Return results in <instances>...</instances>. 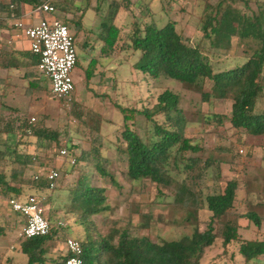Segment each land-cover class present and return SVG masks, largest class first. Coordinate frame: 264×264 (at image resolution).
Returning a JSON list of instances; mask_svg holds the SVG:
<instances>
[{
	"label": "trees",
	"instance_id": "16d2710c",
	"mask_svg": "<svg viewBox=\"0 0 264 264\" xmlns=\"http://www.w3.org/2000/svg\"><path fill=\"white\" fill-rule=\"evenodd\" d=\"M45 1L47 0H10L9 4L1 1L0 9L17 16L22 3L36 7ZM202 1V13L198 17L202 23L201 39L198 44L192 45L183 31L177 28L175 20H169L164 26H158L154 21L147 23L145 14L150 3H136L138 11L132 13L129 10L130 0H112L116 16L124 8L136 20L134 34L127 29L124 31L127 38L123 47L140 51V58L134 64L140 76L137 81L144 76L146 80H150L148 82L155 83L164 77L197 92L202 102L211 104L217 99L231 100L229 113H203L201 120L215 128L230 123L231 129L239 135L264 136V108H258V101L264 97V1H256L255 9L251 6V0H217L215 3L211 0ZM167 2L169 0L163 3L164 7ZM143 4L144 8H141ZM168 8L174 10L171 5ZM138 15L140 18L137 19ZM114 18H109V23L106 20L103 23L104 46L110 52L117 49L120 34L123 33V29L115 25ZM34 55L33 64L38 65L40 56ZM78 63L79 59L75 66ZM97 64V60H92L87 66L82 80L87 85L95 77ZM75 90L74 86L69 95L59 100L73 102L72 94ZM149 104L142 105L140 109L116 106L123 114L122 123L117 125L121 129L120 134L117 128L108 134L103 133L102 120L116 121L101 119L100 122L87 126L88 132L82 131V138H88V145L85 146L68 144L71 138L67 128L49 127L46 124L48 115L39 119L22 117L19 108L0 101V134H5L7 139L5 147L0 149V199H6L9 204L11 199L22 200L33 194L41 197L43 204L48 206L49 233L33 237L21 233V249L28 257L27 264H41L45 261L44 255L50 244L56 241L66 243L68 238L81 243L84 264H203L207 249L218 238L222 240L225 251L234 242L239 244L242 264H261L264 238L258 235L254 239H243L240 229L241 220L245 218L247 226L254 224L259 230L264 222V215L252 210L238 214L234 219L229 218L240 191H245L248 196L251 190L244 187L246 181L235 177L228 180L224 188L217 184L216 191L204 195L198 178H205V171L197 176L195 170L199 166L201 170L204 169L213 160H203L199 155L204 150L202 143L187 136L186 127L191 119H188L181 106V95L166 87ZM14 113L19 118L7 116ZM141 117L144 118L143 123L138 120ZM130 121L133 125L129 124ZM141 128H144V134L140 132ZM112 134L116 138L115 143ZM63 135L66 139L64 145ZM12 136L14 139H11ZM240 139L241 137L238 140L241 141ZM8 140H12V144ZM32 146L35 147L33 151ZM56 146L60 147V154L68 146L72 155L80 151L77 159L87 167L78 172L75 187L70 189V203L65 206V218L58 221L51 218L49 208L52 193L59 184L51 188V179L43 172L34 178L24 177L30 166L45 164L40 161L37 153L39 150L49 151ZM220 150L233 151L226 147ZM118 152L126 157L127 176L132 182L148 179L157 186L160 193L164 189L175 187V200L178 204L192 209L194 215L202 209L210 212L206 228L197 226L192 234L162 242H155L145 235H133L130 228L114 229L106 235L97 232L94 217L105 214L111 206L107 189L102 185H95L93 180L95 173L99 172L115 182L109 171L112 160L108 156ZM8 155L12 163L9 175L6 170ZM67 161L62 163V169L49 168L60 172V181L63 178L62 171L66 172L70 166ZM74 161L76 163L75 159ZM173 171L182 175V178L174 176ZM25 185L33 191L26 192ZM14 212L15 219L8 217L6 223H0V237L7 231L26 224L22 213ZM222 218L224 221H221ZM143 226L148 227L149 223L146 222ZM69 256L68 252L59 255L54 262L64 264Z\"/></svg>",
	"mask_w": 264,
	"mask_h": 264
},
{
	"label": "rangeland",
	"instance_id": "374dc122",
	"mask_svg": "<svg viewBox=\"0 0 264 264\" xmlns=\"http://www.w3.org/2000/svg\"><path fill=\"white\" fill-rule=\"evenodd\" d=\"M129 10L135 12L139 6L136 0H130ZM215 3L217 0H211ZM256 1L251 0L252 8H256ZM164 2H160L155 8H162ZM126 1H124V4ZM156 4V3H154ZM174 7V10L168 7ZM144 8V4L141 8ZM182 10H181V9ZM202 0H169L165 4V8L157 14V23H166L167 11L172 20H177V28L183 31L185 37L190 40L192 45L198 44L201 39V26L199 15L202 13ZM139 13V12H138ZM109 18L106 23H109ZM184 18V20H183ZM104 20V19H103ZM146 20L152 21L146 14ZM176 21V22H177ZM70 30L74 33L73 27L67 24ZM76 38V37H75ZM76 49L79 63L74 68V80L76 90L72 94L73 102L66 103L53 97L49 86V80L44 78L45 84L42 95L34 98L28 103H23L20 106H13L19 108L22 117L40 118L43 115H48L46 124L51 128H67L68 136L71 138L68 144L77 143L80 145H88V138H82L84 134L82 131L88 132L89 126L92 123H98L101 119H117V125L122 123L123 114L116 106H124L128 108L140 109L142 105L153 103L158 93L163 88H171L174 92L181 95V106L185 109L190 123L186 127L187 136L198 139V143H202L203 151H201L202 159L212 158L213 163L201 170L199 166L195 170L197 176L205 171V178H198L200 186L203 187V193H212L216 191L217 184L223 188L226 186L228 180L232 178H240L246 181L245 188L251 189L246 196L245 191H240L239 198L235 203L234 209L231 210L229 218L234 219L235 216L241 213L245 214L248 211H256L264 215V136L253 137L249 135L236 134L235 130L231 129L230 123L220 128H215L212 125H206L201 119L203 113H229L231 109V100H213L211 104L202 102L201 96L183 86L180 82L160 78L157 82H148L144 76L137 81L139 71L135 68L129 70L125 64L124 67L116 71V83L118 89H113L110 84L111 77H104L97 75L94 77L92 86L90 87L79 79L85 72L87 66L86 53L82 43L76 42ZM137 59L134 60L136 62ZM135 64V63H134ZM101 77V78H100ZM140 77V76H139ZM109 85L108 90L104 91L101 87ZM119 86V87H118ZM116 88V87H115ZM101 91V92H97ZM108 91V92H107ZM32 99V98H31ZM31 106V104H33ZM150 105V104H149ZM258 108H264V97L258 101ZM200 110V111H199ZM17 113V112H16ZM16 113L7 115L9 118H15ZM20 113V114H21ZM19 118V117H16ZM142 123L144 118L138 119ZM103 121V120H102ZM101 121L104 125L103 133L114 131L118 126L108 123V121ZM83 122V123H82ZM85 122V123H84ZM133 125L132 122H129ZM107 126V128H106ZM120 126V125H119ZM120 134V127L117 128ZM144 134V128L140 131ZM62 136V144L64 145L66 139ZM241 137V141H239ZM114 139V134H112ZM14 139V136L11 137ZM6 135L0 134V149L5 147ZM12 144V140H8ZM116 138L114 139V143ZM119 142V141H117ZM196 142V141H195ZM226 147L233 149L232 152L220 150ZM60 147H53L47 151L45 149L39 150L37 153L40 156V161L45 164H37L29 167L25 178H34L40 173H46L49 168H61L65 161L70 163L68 170L63 172V178L59 183L57 190L52 193L50 202V215L54 221L64 220L65 206L70 203V189L74 188L78 172L85 170L86 164L78 161L79 152H74L68 146L69 156H63L59 152ZM34 146L31 147L33 151ZM242 150V151H241ZM236 154V156H235ZM112 161L110 163L109 171L114 176L115 182L109 176H102L96 172L93 180L95 185H102L107 189L108 202L111 209L103 215H96L94 217L97 232L101 235H106L114 229L130 228L133 235L149 236L155 242H162L164 240L179 239L185 235L192 234L197 226L206 228V222L210 217V212L202 209L197 215L192 212V209H187L185 206L178 204L175 200L176 188L164 189L163 193L158 191L157 186L150 180H140L132 182L127 176V160L120 152L108 156ZM9 163L7 165V174L11 172L12 164L10 156H7ZM76 163H72L73 160ZM63 163V164H62ZM62 169V168H61ZM218 173L220 178H218ZM177 178H182V175L172 172ZM19 185V184H18ZM24 187V186H23ZM26 192L33 191L25 185ZM62 209H60V208ZM59 210V211H58ZM13 212L11 206L6 199H0V213ZM198 216V217H196ZM199 219V220H197ZM224 221V218L221 219ZM146 222L149 226H143ZM248 221L243 218L241 220L242 228L240 229L241 237L244 238H264V222L262 227L257 230L255 225L247 226ZM81 233V232H80ZM117 236L115 241H117ZM12 240V239H10ZM239 244L234 242L225 251L222 240L218 238L215 243L207 249L203 258V264H242L243 260L239 254ZM260 263H264V257L261 258ZM258 264V263H250Z\"/></svg>",
	"mask_w": 264,
	"mask_h": 264
},
{
	"label": "crops",
	"instance_id": "0c3cea01",
	"mask_svg": "<svg viewBox=\"0 0 264 264\" xmlns=\"http://www.w3.org/2000/svg\"><path fill=\"white\" fill-rule=\"evenodd\" d=\"M1 1L6 4L10 2V0ZM111 2L112 0H59L56 1L57 11L54 16L73 27L74 33H72L76 37L75 45L76 42L82 43L86 53L87 66L92 60L98 61L94 75L111 77L110 84H112V88L115 89L116 85V89H118L116 71L124 67L125 64L129 70L134 69V63L140 58V51L123 47L127 38L124 31L127 29L128 32L134 34L136 20L134 21L124 8H121L116 16V9ZM136 2L150 3L146 14L152 21L157 23L156 13L159 14L163 11L162 8L165 7L163 6L159 9L155 8V6L159 5L160 2L162 3V0H136ZM32 8L31 4L22 3L20 14L17 16L14 14L9 15L7 11L0 9V101L10 106L18 105L21 107L23 103H28L29 105L31 100L33 101L34 98L42 95L45 84L44 78L48 80L45 75L38 71L37 65L33 64L35 62V53H32L29 40L23 37L21 31L15 26L20 21L23 23L32 22V19L30 17L27 18L26 15ZM168 12L169 10L166 13L167 15H165L167 18L166 23H157L158 26H164L169 20H172ZM40 16L44 15L41 14ZM39 17L32 18L36 20ZM108 17H115V25L123 29V33L120 34L118 40L117 49L111 52L105 48L103 38V29H105L103 23ZM138 18H140V15H138ZM146 21L147 23L152 22ZM135 59H137L136 62H134ZM87 66L84 68L85 71ZM83 75L82 78L79 77L81 81L83 80ZM93 79L91 82H93ZM89 86L91 87L92 83ZM108 86L107 84L101 88L106 91L110 88ZM33 105L34 103L31 104V106ZM112 120L118 121L117 119ZM108 123L117 126L113 121ZM8 217L15 219L16 213H0V223H6L9 220ZM22 227L23 224L12 231H7L0 237V264H27L28 257L21 249L20 236ZM65 254H67L65 242L56 241L48 247V251L44 255L45 261L41 264H55L54 259L59 255Z\"/></svg>",
	"mask_w": 264,
	"mask_h": 264
},
{
	"label": "built area",
	"instance_id": "2783aa9c",
	"mask_svg": "<svg viewBox=\"0 0 264 264\" xmlns=\"http://www.w3.org/2000/svg\"><path fill=\"white\" fill-rule=\"evenodd\" d=\"M56 1L59 0H47L33 7L26 14L32 22L20 21L15 26L21 31L22 36L29 40L32 52L40 56L37 69L48 78L53 97L60 99L69 95L74 89L73 73L78 54L75 37L69 26L54 16L57 11ZM41 14L44 16L39 17ZM32 17L39 18L35 20ZM61 154L67 156L68 149H63ZM74 162L73 160L72 163ZM46 175L51 179V188L57 187L61 178L60 172L50 169ZM9 204L13 211L21 212L26 218L21 233L27 237L49 233L48 206L43 204L41 197L30 194L22 200L11 199ZM65 245L70 256L64 264H84L81 243L74 238H68Z\"/></svg>",
	"mask_w": 264,
	"mask_h": 264
}]
</instances>
